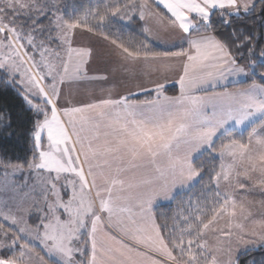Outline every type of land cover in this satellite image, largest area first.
Wrapping results in <instances>:
<instances>
[{"label":"snow or ice","instance_id":"snow-or-ice-1","mask_svg":"<svg viewBox=\"0 0 264 264\" xmlns=\"http://www.w3.org/2000/svg\"><path fill=\"white\" fill-rule=\"evenodd\" d=\"M258 3L264 19V0H105L69 15L0 0V84L30 125V155L0 158V264H241L264 248V48L233 54L251 41L233 21ZM78 31L110 46L132 86L65 93L109 81L89 73Z\"/></svg>","mask_w":264,"mask_h":264},{"label":"trees","instance_id":"trees-1","mask_svg":"<svg viewBox=\"0 0 264 264\" xmlns=\"http://www.w3.org/2000/svg\"><path fill=\"white\" fill-rule=\"evenodd\" d=\"M104 2L105 0H57L58 6H61V4L67 5V15L76 14L90 6L94 7ZM71 7H73L72 10H70ZM259 8L260 5L258 3L256 14L246 19L233 21V27H235L237 31L242 30L245 35L251 36V41L246 42V47H233V54L236 56L237 60L240 61V63L242 64L248 62L245 58V55L249 53V48L255 47L257 57L259 56V49L264 48V19H261L259 15ZM213 20L215 21L216 17H213ZM128 27L129 32H126L125 35L130 34L131 30H138L136 29V25L134 24L129 25ZM215 27L219 33H221L222 35H227L224 29L219 24H216ZM230 32L231 28H228L227 33ZM242 56L244 59H242ZM257 70L258 72L260 71L259 69ZM168 94H176V90L168 89ZM22 108L23 101L22 98L17 95L16 90L13 87H5L3 84H0V109H7V112H10L12 115V128L0 129V158L10 159L13 162H16L18 160L22 161L30 155L28 151L29 145L27 144L24 138V129L25 127H30V125H26L24 123ZM18 117H20V119H18ZM9 132H12L13 135L9 136ZM183 199H187V196L185 195ZM178 200L177 202H174L171 205V208H169L167 204L158 207V214L163 213L171 215L172 210L177 207ZM254 251L255 250L248 252L247 254L241 255V264H248L251 258H255L256 255L259 256Z\"/></svg>","mask_w":264,"mask_h":264},{"label":"crops","instance_id":"crops-1","mask_svg":"<svg viewBox=\"0 0 264 264\" xmlns=\"http://www.w3.org/2000/svg\"><path fill=\"white\" fill-rule=\"evenodd\" d=\"M77 44L83 45H91L96 52V56L92 63L88 66L89 73L95 74L98 72L107 73L109 75L108 83L104 84L102 82H90V83H82V84H75L71 88V95L76 100H83L87 99V92L89 90H95L99 93L101 87H112L117 86L118 91H125L126 87L132 86L131 83H124L122 81H126V77L119 71L113 73L112 69L117 67V58L114 54L111 53V48L103 41L101 38L97 36H93L90 33L78 31ZM168 89H175L177 91V86L174 84H168ZM147 97V93L141 94V99ZM179 196V194H178ZM166 205V204H161ZM159 206V207H160Z\"/></svg>","mask_w":264,"mask_h":264},{"label":"rangeland","instance_id":"rangeland-1","mask_svg":"<svg viewBox=\"0 0 264 264\" xmlns=\"http://www.w3.org/2000/svg\"><path fill=\"white\" fill-rule=\"evenodd\" d=\"M67 3V2H66ZM59 8H60V10H61V12L64 14V15H67V13H68V7H67V5L65 4V5H62L61 4V6H58ZM73 9V7H71V9L70 10H72ZM99 39H100V37H99ZM246 57L245 58H247L248 56H249V53L248 54H246L245 55ZM258 71V70H257ZM0 74H2V70H0ZM2 75H6V74H2ZM75 84H73V85H71V86H66L65 87V93L66 94H70L71 95V88H72V86H74ZM8 86H10V87H13V86H11V85H8ZM18 87V86H17ZM14 88V87H13ZM15 89V88H14ZM0 175H2V172H0ZM20 179L22 180L23 178L22 177H20ZM19 182V181H18ZM255 251V253H257L259 256H255V258H251L250 260H249V262H248V264H250V262L251 261H255L256 262V264H262V261H264V248H257V249H254Z\"/></svg>","mask_w":264,"mask_h":264}]
</instances>
